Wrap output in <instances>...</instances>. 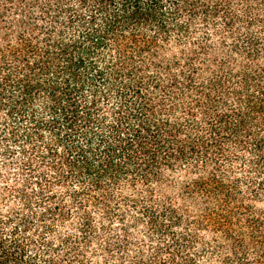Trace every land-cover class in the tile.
<instances>
[{
    "label": "trees",
    "instance_id": "obj_1",
    "mask_svg": "<svg viewBox=\"0 0 264 264\" xmlns=\"http://www.w3.org/2000/svg\"><path fill=\"white\" fill-rule=\"evenodd\" d=\"M0 264H264V0H0Z\"/></svg>",
    "mask_w": 264,
    "mask_h": 264
}]
</instances>
